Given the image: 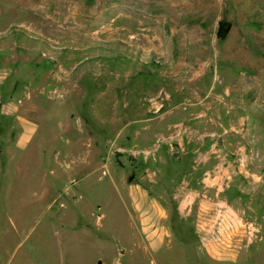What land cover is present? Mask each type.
<instances>
[{
    "label": "rangeland",
    "instance_id": "1",
    "mask_svg": "<svg viewBox=\"0 0 264 264\" xmlns=\"http://www.w3.org/2000/svg\"><path fill=\"white\" fill-rule=\"evenodd\" d=\"M226 106L262 173L264 0H0V264H264V177L237 178L259 232L213 257L136 154L137 120Z\"/></svg>",
    "mask_w": 264,
    "mask_h": 264
},
{
    "label": "crops",
    "instance_id": "2",
    "mask_svg": "<svg viewBox=\"0 0 264 264\" xmlns=\"http://www.w3.org/2000/svg\"><path fill=\"white\" fill-rule=\"evenodd\" d=\"M204 114L205 117H200V114L188 116L169 113L137 120L145 124L137 129L136 135L152 129L156 141L151 146L136 149V154L143 156L141 163H148L153 156V162L161 165L151 175L152 182L156 183L154 177L160 172L162 176L157 180L159 183L165 179L173 184L169 193L170 210L165 213L162 211V214L168 217L172 209V212L183 217L192 226L191 233L199 246L206 249L211 256L221 257L227 248H219L216 243L205 244L202 235L209 230L221 205L233 206L236 216L240 217V223L248 221L250 209L242 204L245 201L244 194L240 192L243 183L237 179L238 176L224 185L222 178L215 175V167L221 160L230 159L235 154H244L245 149L255 146L258 137L253 123L250 122V116L232 111L230 106L224 107L216 116L209 112ZM31 139L27 133H23L15 146L24 148ZM163 146H167L166 154L173 161L167 163V171L163 168L165 151L160 152ZM254 167L258 168V165L250 167L244 174L247 177L245 179L250 182L252 178L262 180L264 177V170L258 174L253 171ZM242 242L236 239V247Z\"/></svg>",
    "mask_w": 264,
    "mask_h": 264
},
{
    "label": "built area",
    "instance_id": "3",
    "mask_svg": "<svg viewBox=\"0 0 264 264\" xmlns=\"http://www.w3.org/2000/svg\"><path fill=\"white\" fill-rule=\"evenodd\" d=\"M256 159L253 149H245L244 154H235L230 159L221 160L215 167L216 176L222 178L224 185L231 183L237 176L246 174L253 166ZM240 224V225H238ZM259 225L253 220L241 222L235 211L227 205H221L216 213L214 222L209 226V230L202 235L205 244H222L224 248L234 247L235 240L246 239L252 242L255 233L259 232Z\"/></svg>",
    "mask_w": 264,
    "mask_h": 264
},
{
    "label": "water",
    "instance_id": "4",
    "mask_svg": "<svg viewBox=\"0 0 264 264\" xmlns=\"http://www.w3.org/2000/svg\"><path fill=\"white\" fill-rule=\"evenodd\" d=\"M232 24L229 21L222 20L219 23L218 36L225 37L230 31Z\"/></svg>",
    "mask_w": 264,
    "mask_h": 264
}]
</instances>
